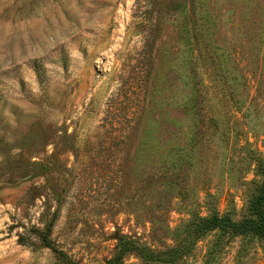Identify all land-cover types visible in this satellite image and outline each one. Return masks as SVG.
Listing matches in <instances>:
<instances>
[{"label": "rangeland", "instance_id": "1", "mask_svg": "<svg viewBox=\"0 0 264 264\" xmlns=\"http://www.w3.org/2000/svg\"><path fill=\"white\" fill-rule=\"evenodd\" d=\"M263 162L264 0H0V264H264Z\"/></svg>", "mask_w": 264, "mask_h": 264}, {"label": "trees", "instance_id": "2", "mask_svg": "<svg viewBox=\"0 0 264 264\" xmlns=\"http://www.w3.org/2000/svg\"><path fill=\"white\" fill-rule=\"evenodd\" d=\"M260 173L262 176V183L259 186L257 193L255 197L251 200L250 205L248 207L250 211V216L247 219H244L243 221L239 223L232 222L229 218L223 216H218L217 214H214L211 217L206 218H200L195 224V228L190 231V233L193 235L194 233H197L200 231V229H219V230H226L232 231L234 233L238 234H245V233H252L257 236H264V162L260 165ZM49 231V230H48ZM48 231H41L37 232L38 237L42 241V243L52 248V250L57 251L56 248L51 246L49 244V232ZM191 243H189L187 246H179L176 245L172 248H169L166 252H163L162 254L165 257H174L178 256L184 251L186 247H189ZM62 255L61 253H59ZM117 261V260H116ZM65 264H76L70 260H67L64 258ZM115 262V261H114Z\"/></svg>", "mask_w": 264, "mask_h": 264}]
</instances>
